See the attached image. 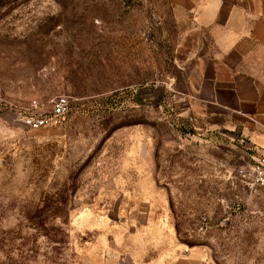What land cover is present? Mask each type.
Listing matches in <instances>:
<instances>
[{
    "label": "rangeland",
    "instance_id": "rangeland-1",
    "mask_svg": "<svg viewBox=\"0 0 264 264\" xmlns=\"http://www.w3.org/2000/svg\"><path fill=\"white\" fill-rule=\"evenodd\" d=\"M170 0H0V264H131L144 241L264 264L262 149L169 95ZM67 96L58 127L28 114Z\"/></svg>",
    "mask_w": 264,
    "mask_h": 264
},
{
    "label": "crops",
    "instance_id": "crops-1",
    "mask_svg": "<svg viewBox=\"0 0 264 264\" xmlns=\"http://www.w3.org/2000/svg\"><path fill=\"white\" fill-rule=\"evenodd\" d=\"M183 26L167 88L183 115L264 149V0H170ZM131 264H209L200 247L143 243Z\"/></svg>",
    "mask_w": 264,
    "mask_h": 264
},
{
    "label": "built area",
    "instance_id": "built-area-1",
    "mask_svg": "<svg viewBox=\"0 0 264 264\" xmlns=\"http://www.w3.org/2000/svg\"><path fill=\"white\" fill-rule=\"evenodd\" d=\"M70 111L67 96H61L55 100L50 112L45 114H28L22 119L23 124L32 130L61 126ZM236 174L251 187L264 189V149L253 159L252 163L240 166L235 170Z\"/></svg>",
    "mask_w": 264,
    "mask_h": 264
}]
</instances>
